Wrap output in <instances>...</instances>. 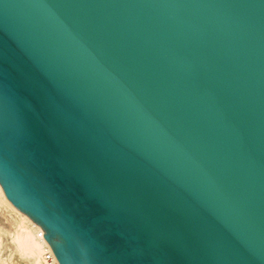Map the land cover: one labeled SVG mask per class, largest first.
<instances>
[{
    "label": "water",
    "instance_id": "1",
    "mask_svg": "<svg viewBox=\"0 0 264 264\" xmlns=\"http://www.w3.org/2000/svg\"><path fill=\"white\" fill-rule=\"evenodd\" d=\"M0 185L59 264H264V0H0Z\"/></svg>",
    "mask_w": 264,
    "mask_h": 264
},
{
    "label": "bare ground",
    "instance_id": "2",
    "mask_svg": "<svg viewBox=\"0 0 264 264\" xmlns=\"http://www.w3.org/2000/svg\"><path fill=\"white\" fill-rule=\"evenodd\" d=\"M3 204H7L8 206H10L12 210L16 211L20 215V217L17 218L16 230L11 237L5 238L3 240V238H1L2 234H0V245L3 246L0 247V250L3 248L4 251L8 253L11 243H13L20 252L30 257H33L35 259V264H59L57 260L49 263L45 259V253L47 250H49V244L44 238L43 229L33 220H31L27 215L17 210L7 200L4 191L0 185V209L3 208ZM7 215L5 216L6 218Z\"/></svg>",
    "mask_w": 264,
    "mask_h": 264
},
{
    "label": "rangeland",
    "instance_id": "3",
    "mask_svg": "<svg viewBox=\"0 0 264 264\" xmlns=\"http://www.w3.org/2000/svg\"><path fill=\"white\" fill-rule=\"evenodd\" d=\"M5 209H6V211H5ZM6 215H7V218H10V219H7L5 217ZM18 217H20V215L16 211L12 210V208L10 206H8L7 204H5V205L3 204V208L0 209V230H1L0 234H2L1 238H3V240L5 238L11 237L12 234L15 232L16 222H17ZM1 246L2 245H0V247ZM0 256H2V257H0L1 258L0 264H35V259L33 257H30V256L20 252L13 243H11L8 253L6 251H4V249L2 248L0 250Z\"/></svg>",
    "mask_w": 264,
    "mask_h": 264
},
{
    "label": "snow or ice",
    "instance_id": "4",
    "mask_svg": "<svg viewBox=\"0 0 264 264\" xmlns=\"http://www.w3.org/2000/svg\"><path fill=\"white\" fill-rule=\"evenodd\" d=\"M114 264H163V258L166 252L156 247L154 249H139L135 256L129 255L127 248H121L113 251Z\"/></svg>",
    "mask_w": 264,
    "mask_h": 264
},
{
    "label": "built area",
    "instance_id": "5",
    "mask_svg": "<svg viewBox=\"0 0 264 264\" xmlns=\"http://www.w3.org/2000/svg\"><path fill=\"white\" fill-rule=\"evenodd\" d=\"M43 233H44V231H43ZM45 259L49 263L54 262L55 260H57L50 246H49V250H47L46 253H45Z\"/></svg>",
    "mask_w": 264,
    "mask_h": 264
}]
</instances>
